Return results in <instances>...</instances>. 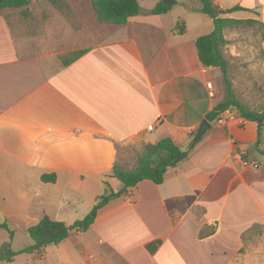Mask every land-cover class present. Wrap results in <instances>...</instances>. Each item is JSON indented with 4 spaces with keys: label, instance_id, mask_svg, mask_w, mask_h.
Here are the masks:
<instances>
[{
    "label": "crops",
    "instance_id": "0c3cea01",
    "mask_svg": "<svg viewBox=\"0 0 264 264\" xmlns=\"http://www.w3.org/2000/svg\"><path fill=\"white\" fill-rule=\"evenodd\" d=\"M34 1L33 18L24 23L29 43H45L49 57L84 52L68 65L43 66V56H25L32 46L20 47L7 9L0 11V219L13 232L10 247L16 233L27 235L44 215L71 225L107 184L121 190L110 176L119 146L138 149L170 137L185 149L223 101L220 69L203 66L197 54L195 40L212 31L213 21L189 7L195 0H176L160 14L151 9L162 0H138L139 13L124 25L99 23L91 0H64L65 12L51 4L42 12ZM212 2L222 10L245 8L219 16L241 19L236 13L248 11L253 16L246 18L264 29V0ZM177 5L185 12H174ZM228 110L207 120L209 128L162 183L139 182L112 197L87 230L9 263L263 264V238L260 245L245 240L264 226L258 126ZM155 240L160 244L150 253L146 244ZM25 241L12 250L32 244Z\"/></svg>",
    "mask_w": 264,
    "mask_h": 264
},
{
    "label": "trees",
    "instance_id": "16d2710c",
    "mask_svg": "<svg viewBox=\"0 0 264 264\" xmlns=\"http://www.w3.org/2000/svg\"><path fill=\"white\" fill-rule=\"evenodd\" d=\"M49 2L55 9L65 12L68 6L64 0H45ZM213 0H195L189 7L200 13L208 15L213 21V29L207 34L200 35L195 40V46L199 60L205 67L219 68L222 73V82L224 84V92L226 99L216 104L210 110L205 118L213 121L221 113L229 108H236L238 114L247 120L257 122L258 133L264 121V100L262 110L260 112L249 110L238 101L234 94L232 83L228 77L229 61L225 56L224 47L228 44V40L224 37L225 29H238L245 27L258 26L255 19H234L230 17H222L224 15L238 10H244L238 5L229 9H218L214 6ZM32 0H0V11L3 9L17 10L22 20L32 17V13L28 9ZM91 6L95 12L96 20L103 24L124 25L128 18L139 13L140 7L138 0H91ZM169 6L162 2L157 3L151 12L154 14L164 13L169 10ZM7 24L13 28V22L10 15L6 14ZM260 27V26H258ZM83 50H77L60 56L62 65H68L81 54ZM264 62V51L262 53ZM264 68V63H263ZM195 134L190 135V141L187 148L176 145L170 137L159 139L155 143H147L142 149L136 152V164L132 169H125L115 162L110 176L115 177L122 183L121 190L114 192L107 184L105 193L98 196L89 210V212L80 220L75 221L71 225H67L62 221H57L44 215L36 224L27 228V233L32 240V244L22 250L15 252L7 244L5 249L0 250V260L12 262L15 255L19 253H30L34 250H40L49 245H58L69 237L73 230L85 231L94 222L99 209L105 206L108 201L115 196H119L126 192L127 189L135 187L143 180H149L154 184H160L167 169L175 167L181 161L187 158L189 152L197 141L193 140ZM260 153L264 156V150ZM43 181H53V175H43ZM1 228L9 229L10 239L13 232L4 223H0ZM160 240H155L146 244V248L153 253Z\"/></svg>",
    "mask_w": 264,
    "mask_h": 264
},
{
    "label": "rangeland",
    "instance_id": "374dc122",
    "mask_svg": "<svg viewBox=\"0 0 264 264\" xmlns=\"http://www.w3.org/2000/svg\"><path fill=\"white\" fill-rule=\"evenodd\" d=\"M143 4L149 2V0H141ZM176 1V0H175ZM180 2H185L187 0H177ZM39 10L45 12L46 9L51 10L50 3L45 0H35ZM34 3V4H35ZM34 9V8H33ZM174 12H183L181 5L174 7ZM10 15V19L13 22V28L15 29V35L17 36V43L23 49L27 45L32 46V50L29 54L25 52V56L36 57L43 56L42 65H54L60 61L57 56L49 57L48 52H43L45 43H29L30 37L32 36L30 28L24 25L25 21H21L22 18L18 14L17 10L7 9L5 10ZM185 12V11H184ZM194 14V13H185ZM251 15L248 11H242L236 13V16L241 17V19H247L246 17ZM54 16L55 13H54ZM194 16H200L206 18L204 15L195 13ZM190 19H187V23L191 27L193 24ZM44 28V27H43ZM227 40L228 44L224 47V53L229 61L228 77L232 83L234 94L238 101L242 103L249 110L260 112L262 110V104L264 100V68L262 65L264 51L262 46V40L264 38V29L258 26L245 27L238 29H227ZM39 38L45 40V28L39 31ZM78 46V45H77ZM27 49V48H26ZM34 49V50H33ZM27 51V50H26ZM32 52V53H31ZM70 53V52H69ZM59 59V60H58ZM221 88L223 90V100L226 99L224 92V84L221 83ZM236 110V108H233ZM237 111V110H236ZM238 112V111H237ZM259 150H264V121L262 123L260 134H259ZM142 146L136 149L134 146L122 145L118 147V157L117 163L125 169H132L136 164V152L140 151ZM1 223L5 220L0 219ZM9 230V229H8ZM7 229L0 227V250L5 249L6 245L10 242V233ZM24 238V239H23ZM26 238V239H25ZM261 238L264 239V226H254L246 235L245 240L247 243L256 244ZM262 239V240H263ZM30 237L28 234L24 235L21 232L16 233L15 240L11 243V249H20L23 247ZM261 240V252H262V263L264 264V240ZM32 242V241H30ZM257 245V244H256ZM260 245V244H259ZM24 255H22L23 257ZM20 257V258H22ZM0 264H19V263H9L5 260H0Z\"/></svg>",
    "mask_w": 264,
    "mask_h": 264
},
{
    "label": "water",
    "instance_id": "95a60500",
    "mask_svg": "<svg viewBox=\"0 0 264 264\" xmlns=\"http://www.w3.org/2000/svg\"><path fill=\"white\" fill-rule=\"evenodd\" d=\"M163 4L164 5H172L174 4L176 1L175 0H162ZM209 122L207 120H203L199 126H198V129H197V132L195 134V136L193 137V140L197 141L203 134L204 132L206 131L207 128H209Z\"/></svg>",
    "mask_w": 264,
    "mask_h": 264
},
{
    "label": "built area",
    "instance_id": "2783aa9c",
    "mask_svg": "<svg viewBox=\"0 0 264 264\" xmlns=\"http://www.w3.org/2000/svg\"><path fill=\"white\" fill-rule=\"evenodd\" d=\"M207 87H208V88H211V83L208 82V83H207ZM226 112H227V114H230V112H229L228 109L226 110ZM147 129H148V130H151V129H152V125L147 126ZM244 164H247V162H244ZM250 165H251L252 167H256V166H257L256 163H250Z\"/></svg>",
    "mask_w": 264,
    "mask_h": 264
}]
</instances>
